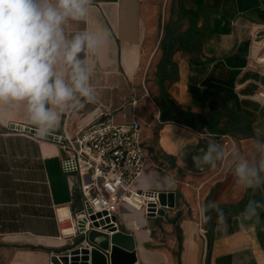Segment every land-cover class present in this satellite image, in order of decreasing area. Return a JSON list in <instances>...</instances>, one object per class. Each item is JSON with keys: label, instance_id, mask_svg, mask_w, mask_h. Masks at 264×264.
<instances>
[{"label": "crops", "instance_id": "obj_1", "mask_svg": "<svg viewBox=\"0 0 264 264\" xmlns=\"http://www.w3.org/2000/svg\"><path fill=\"white\" fill-rule=\"evenodd\" d=\"M172 1L163 7L162 0H93L85 21L64 26L67 38L86 28L111 35L96 53H81L92 69L97 102L63 114L51 133L62 130L66 116L71 126H83L106 108L117 122L139 117L149 160L136 187L176 191L177 197L165 216L124 210L132 218H122L121 229L135 236L138 264H264V212L259 224L241 227L235 219L249 199L264 200V188L238 189L230 172L233 150L257 158L254 137L198 131L180 118H161L157 73ZM186 7L205 14L198 21L205 35L199 48L173 54L179 79L168 83L171 98L203 116L251 100L259 105L254 130L264 129V103L258 100L264 91V0H186ZM150 74L157 101L150 94ZM225 74L229 84L223 89L204 85L208 77L218 83ZM32 129L22 106L0 105V264H51L54 254L93 239L92 232L76 230L75 214L83 207L79 178L64 173V152L50 135L41 138ZM213 137L225 158L215 169H197L192 156ZM208 200L229 217L226 230H218L213 214L210 246L200 231L201 220L206 226L200 208Z\"/></svg>", "mask_w": 264, "mask_h": 264}, {"label": "clouds", "instance_id": "obj_2", "mask_svg": "<svg viewBox=\"0 0 264 264\" xmlns=\"http://www.w3.org/2000/svg\"><path fill=\"white\" fill-rule=\"evenodd\" d=\"M93 0H0V105L22 106L36 134L47 137L62 115L96 103L98 92L92 82L87 56L106 46L110 33L87 28L67 38L64 26L85 21ZM264 129L254 133L257 158L249 159L233 150L230 172L234 187L255 192L264 188ZM225 158V149L210 138L206 147L192 156L197 169H215ZM264 200L249 199L235 216L241 227L259 224ZM205 224L226 230L229 217L219 203L201 205Z\"/></svg>", "mask_w": 264, "mask_h": 264}, {"label": "built area", "instance_id": "obj_3", "mask_svg": "<svg viewBox=\"0 0 264 264\" xmlns=\"http://www.w3.org/2000/svg\"><path fill=\"white\" fill-rule=\"evenodd\" d=\"M259 93L258 100L264 103V91ZM70 118L66 116L62 130L51 133L50 139L64 152V173L79 178L83 207L75 214L76 230L111 234L110 228L121 229L124 210L144 211L146 216L158 214L164 207L160 190L136 187L149 160L139 117L117 122L112 110L106 108L83 126H71ZM200 231L207 240L202 220Z\"/></svg>", "mask_w": 264, "mask_h": 264}, {"label": "trees", "instance_id": "obj_4", "mask_svg": "<svg viewBox=\"0 0 264 264\" xmlns=\"http://www.w3.org/2000/svg\"><path fill=\"white\" fill-rule=\"evenodd\" d=\"M200 10L186 7V0H173L170 10V18L165 25L164 37L161 41L163 56L158 65V78L160 85V106L162 120H175L180 118L183 123L192 128L210 133H230L233 137L243 135L254 137V122L259 108L256 102L240 100L233 109L210 110L208 116L195 113L190 109L178 106L171 98L167 86L179 79L178 65L173 60V54L177 50L193 51L200 47L205 35L203 27L198 26L201 16ZM220 82L214 83L212 76L204 81V85L212 88L223 89V84H229L228 74L221 77ZM195 92V88L190 87ZM234 96V90H229ZM238 99V98H237ZM207 234L212 225L206 224ZM208 246L211 245V235L207 237Z\"/></svg>", "mask_w": 264, "mask_h": 264}, {"label": "water", "instance_id": "obj_5", "mask_svg": "<svg viewBox=\"0 0 264 264\" xmlns=\"http://www.w3.org/2000/svg\"><path fill=\"white\" fill-rule=\"evenodd\" d=\"M159 197L164 207L176 206V191H160ZM164 207L160 208L158 214L151 212L148 216H165L167 208ZM109 231L112 233H98L100 237H93L90 245L77 246L64 254H54L52 264H138L135 236L115 226Z\"/></svg>", "mask_w": 264, "mask_h": 264}, {"label": "rangeland", "instance_id": "obj_6", "mask_svg": "<svg viewBox=\"0 0 264 264\" xmlns=\"http://www.w3.org/2000/svg\"><path fill=\"white\" fill-rule=\"evenodd\" d=\"M168 1V4L170 3L171 0H162L163 2V7H164V4L165 2L167 3ZM148 79L151 81V84H153L149 89H150V94L151 96L156 100V98L159 96V91H158V87L155 83V76L153 74H150V77H148ZM172 87V86H171ZM169 87V89L171 88ZM157 101V100H156ZM133 212H139L140 215H145L144 211H136V210H133ZM146 216V215H145ZM125 221L129 220L130 218H132L131 215H125L123 214V216H121ZM120 217V218H121ZM93 237H100V234H98L97 232H92L91 234Z\"/></svg>", "mask_w": 264, "mask_h": 264}, {"label": "bare ground", "instance_id": "obj_7", "mask_svg": "<svg viewBox=\"0 0 264 264\" xmlns=\"http://www.w3.org/2000/svg\"><path fill=\"white\" fill-rule=\"evenodd\" d=\"M258 47H259V46H258ZM258 97H260V93H259ZM67 230H69V229H67Z\"/></svg>", "mask_w": 264, "mask_h": 264}]
</instances>
